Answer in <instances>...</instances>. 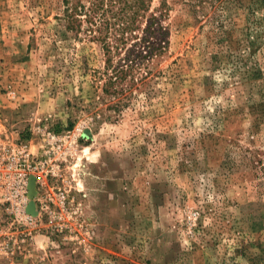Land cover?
<instances>
[{
  "label": "rangeland",
  "instance_id": "rangeland-1",
  "mask_svg": "<svg viewBox=\"0 0 264 264\" xmlns=\"http://www.w3.org/2000/svg\"><path fill=\"white\" fill-rule=\"evenodd\" d=\"M66 2L0 0V140L86 130L70 230L0 212V264H264V0H151L165 48L117 112Z\"/></svg>",
  "mask_w": 264,
  "mask_h": 264
},
{
  "label": "built area",
  "instance_id": "built-area-1",
  "mask_svg": "<svg viewBox=\"0 0 264 264\" xmlns=\"http://www.w3.org/2000/svg\"><path fill=\"white\" fill-rule=\"evenodd\" d=\"M85 131L84 126H77L56 132L38 124L32 129L34 136L40 137L38 144L33 139L17 143L0 140V212L19 230L32 235L44 226L43 221L45 230H70L76 211L69 201V191L60 182L73 166ZM34 146L38 147L36 152ZM32 179L36 190L33 199ZM32 201L36 215L28 210Z\"/></svg>",
  "mask_w": 264,
  "mask_h": 264
},
{
  "label": "trees",
  "instance_id": "trees-1",
  "mask_svg": "<svg viewBox=\"0 0 264 264\" xmlns=\"http://www.w3.org/2000/svg\"><path fill=\"white\" fill-rule=\"evenodd\" d=\"M66 1L65 28L77 38L84 35L101 45L106 56L105 97L115 112L120 111L127 92L146 79L135 74L165 48L166 35L159 18L148 16L151 0H92L88 4ZM123 53L115 63L116 56Z\"/></svg>",
  "mask_w": 264,
  "mask_h": 264
},
{
  "label": "water",
  "instance_id": "water-1",
  "mask_svg": "<svg viewBox=\"0 0 264 264\" xmlns=\"http://www.w3.org/2000/svg\"><path fill=\"white\" fill-rule=\"evenodd\" d=\"M35 193H36V190H35V181H34V179H32V181H31V183H30V196H31L32 199H33ZM28 210H29L30 213L36 215L35 204H34L33 201H32V203L30 204Z\"/></svg>",
  "mask_w": 264,
  "mask_h": 264
}]
</instances>
